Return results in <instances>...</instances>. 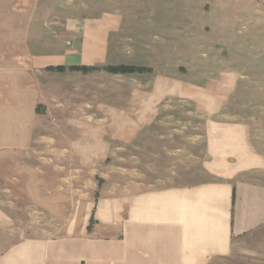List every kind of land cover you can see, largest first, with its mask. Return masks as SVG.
<instances>
[{"label": "rangeland", "instance_id": "rangeland-1", "mask_svg": "<svg viewBox=\"0 0 264 264\" xmlns=\"http://www.w3.org/2000/svg\"><path fill=\"white\" fill-rule=\"evenodd\" d=\"M93 19L107 29L106 60L41 78L39 168L73 175L79 138L87 188L131 173L155 188L213 181L207 126L232 123L262 164L242 178L264 185V0H38L31 40L38 52L66 45L61 24ZM211 264H264V229Z\"/></svg>", "mask_w": 264, "mask_h": 264}, {"label": "crops", "instance_id": "crops-1", "mask_svg": "<svg viewBox=\"0 0 264 264\" xmlns=\"http://www.w3.org/2000/svg\"><path fill=\"white\" fill-rule=\"evenodd\" d=\"M37 2L0 0V264H211L264 229V185L242 178L262 164L238 124L207 126L213 181L155 188L131 173L125 185L87 188L79 138L73 175L63 165L39 168L40 81L48 68L103 63L107 29L67 21L66 45L38 52Z\"/></svg>", "mask_w": 264, "mask_h": 264}, {"label": "trees", "instance_id": "trees-1", "mask_svg": "<svg viewBox=\"0 0 264 264\" xmlns=\"http://www.w3.org/2000/svg\"><path fill=\"white\" fill-rule=\"evenodd\" d=\"M47 70L48 71L63 72L64 71V67L48 68ZM71 70H80V71L87 72L89 70H92V68H89V67H71ZM110 70L112 72H121V73H133V72L137 71V69H134V68H113V69H110ZM138 71H142V69H140Z\"/></svg>", "mask_w": 264, "mask_h": 264}]
</instances>
